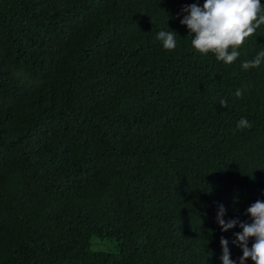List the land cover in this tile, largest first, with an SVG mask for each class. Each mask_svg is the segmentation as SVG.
<instances>
[{
  "label": "trees",
  "instance_id": "obj_1",
  "mask_svg": "<svg viewBox=\"0 0 264 264\" xmlns=\"http://www.w3.org/2000/svg\"><path fill=\"white\" fill-rule=\"evenodd\" d=\"M192 2L0 0V264H239L215 217L264 200V25L226 65Z\"/></svg>",
  "mask_w": 264,
  "mask_h": 264
},
{
  "label": "clouds",
  "instance_id": "obj_2",
  "mask_svg": "<svg viewBox=\"0 0 264 264\" xmlns=\"http://www.w3.org/2000/svg\"><path fill=\"white\" fill-rule=\"evenodd\" d=\"M182 12L187 13L180 19L191 34V46L200 54L207 55L210 51L217 61L226 65L236 63L242 48L248 39L256 35V30L264 25V3L261 0H203L200 5L192 2L185 5ZM177 33L174 30H161L156 39L162 42L163 49L173 51L179 46ZM264 64V49H261L249 60H244L240 67L244 70L257 68ZM242 91L237 88L235 96L240 97ZM219 104L227 107L223 98ZM252 124L244 117L237 121L236 129L251 128ZM226 209L220 204L215 217L221 231L239 227L242 231L235 232V241L242 250L238 257L239 264H264V200L257 199L246 209L250 222L236 219L225 220ZM211 230V229H210ZM212 232V230H211ZM251 245L249 246V241ZM222 264H237L230 258L228 240L221 236Z\"/></svg>",
  "mask_w": 264,
  "mask_h": 264
},
{
  "label": "rangeland",
  "instance_id": "obj_3",
  "mask_svg": "<svg viewBox=\"0 0 264 264\" xmlns=\"http://www.w3.org/2000/svg\"><path fill=\"white\" fill-rule=\"evenodd\" d=\"M93 249H95V250H107V249H109V247L106 245H99L97 243L96 245H93Z\"/></svg>",
  "mask_w": 264,
  "mask_h": 264
}]
</instances>
